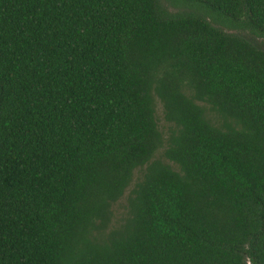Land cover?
<instances>
[{
    "label": "trees",
    "instance_id": "16d2710c",
    "mask_svg": "<svg viewBox=\"0 0 264 264\" xmlns=\"http://www.w3.org/2000/svg\"><path fill=\"white\" fill-rule=\"evenodd\" d=\"M258 39L264 0H0V264H264Z\"/></svg>",
    "mask_w": 264,
    "mask_h": 264
},
{
    "label": "rangeland",
    "instance_id": "374dc122",
    "mask_svg": "<svg viewBox=\"0 0 264 264\" xmlns=\"http://www.w3.org/2000/svg\"><path fill=\"white\" fill-rule=\"evenodd\" d=\"M254 42L257 45H259L262 49H264V41L258 39V40H254ZM156 114H157L159 128L163 132H166L168 127H169V125L162 118V113H161L160 106H158ZM139 174L140 173H138V171L135 173V177H134L133 183L126 190L124 196L113 206L114 219L117 222L121 221V219H123L126 216V211H125V208H124L125 207V200H126V197H127L128 193L132 189L133 184L135 183L136 179L138 178Z\"/></svg>",
    "mask_w": 264,
    "mask_h": 264
}]
</instances>
